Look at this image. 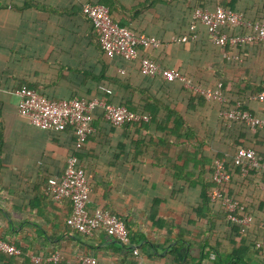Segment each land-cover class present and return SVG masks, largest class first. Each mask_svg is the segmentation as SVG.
<instances>
[{
  "label": "crops",
  "instance_id": "obj_1",
  "mask_svg": "<svg viewBox=\"0 0 264 264\" xmlns=\"http://www.w3.org/2000/svg\"><path fill=\"white\" fill-rule=\"evenodd\" d=\"M103 1L0 0V237L21 248L18 256L0 253V264H36L34 258L43 259L40 264H84L83 257L136 264L134 249L147 264H264V175H244L239 167L231 173L229 195L253 218L244 232L225 222L222 205L206 200L215 157H233L242 135L264 157V133L232 121L222 127V113L245 100L264 119V106L252 90L243 96L226 91L222 104L192 95L180 82L143 77V51L138 60L108 58L81 12L83 4ZM116 1L123 8L120 24L160 41L149 54L162 68H179L203 88L215 80L254 77L249 67L239 69L224 58L203 24L191 29L192 11L199 5L213 11L221 3L255 21L264 0ZM24 86L55 100H90L107 90L111 95L103 97L113 105L143 106L152 119L113 126L98 108L97 135L76 150L71 130H44L19 113L16 92ZM71 156L90 170L89 208L102 205L127 223L128 248L103 230L81 236L66 222L71 201L43 195L44 184L63 175ZM54 253L61 262L48 261Z\"/></svg>",
  "mask_w": 264,
  "mask_h": 264
},
{
  "label": "built area",
  "instance_id": "obj_2",
  "mask_svg": "<svg viewBox=\"0 0 264 264\" xmlns=\"http://www.w3.org/2000/svg\"><path fill=\"white\" fill-rule=\"evenodd\" d=\"M83 14L92 22L102 49L109 58L121 57L127 61L138 60L140 49L145 47L157 48L160 41L155 37L145 34H136L132 30L119 25L113 20L108 7L103 5L87 3L83 7ZM191 29L194 30L197 23L203 24L211 41L217 46L226 44H264V16L262 20L250 21L243 14L217 6L213 11L197 9L193 14ZM232 28H244L248 32L244 34L229 35L226 30ZM186 42L187 38L180 39ZM140 65L143 74L150 77L161 76L168 82H180L186 89L204 96L208 100L225 103L226 99L221 90L222 84L216 89H206L194 82L175 69L162 68L155 60L149 57L140 58ZM110 92V91H108ZM20 98L18 111L22 116L28 117L31 123L39 128L49 131L61 132L73 127L76 133V150H81L88 136L94 131L93 117L96 109L104 110L105 118L114 126H122L127 123H138L149 121L148 115L136 113L125 106H115L106 101L94 99L91 101L73 98L69 100L52 101L39 92L26 86L16 92ZM264 100V92L257 97ZM222 115L231 121H241L248 126L264 127V119L251 115L248 111H242L240 104ZM77 156H71L67 161L66 169L60 179L51 178L47 185V195L55 201L70 200L72 213L67 219V225L76 232L91 237L98 230L115 238L122 246L130 243V235L125 222L117 215L108 210L96 207L89 208L90 203V175L84 169L78 167ZM236 167L242 169L244 175L251 171L260 172L264 175V158L259 157L254 150L240 149L233 157ZM214 183L211 199L214 202H221L228 219L236 222L244 232L253 218L250 215L237 216L242 213L243 208L238 201L225 196L223 186L231 179V173L227 169V160L218 158L214 162ZM0 253L8 256L21 254L19 248L0 238ZM136 257V264H147L138 249L133 250ZM62 256L54 253L48 257L49 262H61ZM43 261L41 258H34L36 264ZM84 264H97V260L83 257Z\"/></svg>",
  "mask_w": 264,
  "mask_h": 264
},
{
  "label": "trees",
  "instance_id": "obj_3",
  "mask_svg": "<svg viewBox=\"0 0 264 264\" xmlns=\"http://www.w3.org/2000/svg\"><path fill=\"white\" fill-rule=\"evenodd\" d=\"M85 4H87V3H85ZM85 4H83L82 6H81V12H82V14H83V7H84V5ZM91 4H97V5H103V6H106V7H108L109 8V10H110V14H111V17L113 18V20L115 21V22H117V23H119V25H121V26H123V27H126V28H128V29H130V30H132L133 32H135L136 34H144V33H141L140 31H137L136 29H134L133 27H131V26H125V25H122V24H120V20H119V17H118V12L119 11H123V8H122V6L116 1V0H111V1H108L107 0V2L106 1H103V2H100V3H95V2H91ZM29 6H30V4H29ZM28 6V7H29ZM217 6H223L224 8H226V9H229V10H231L229 7H227V6H225V5H223V4H221V3H218L216 6H215V8L217 7ZM197 9H203V7H201V5H199L198 7H194L193 8V11H192V19H193V14H194V12L197 10ZM204 10V9H203ZM232 11H234V10H232ZM234 12H237V11H234ZM237 13H240V12H237ZM240 14H242V13H240ZM84 15V14H83ZM85 16V15H84ZM263 16H264V11H263V13H262V15H261V17L259 18V19H257V20H255V21H258V20H262L263 19ZM87 17V16H86ZM88 18V17H87ZM89 19V18H88ZM90 20V19H89ZM91 22V21H90ZM91 24H92V22H91ZM92 27H93V30H94V33L96 34V37H97V40H98V45H99V48H100V50H101V52L105 55V56H107L106 55V53L104 52V50L102 49V47H101V44H100V42H99V39H98V36H97V33H96V30H95V28H94V26H93V24H92ZM206 28V27H205ZM206 30H207V28H206ZM226 32L229 34V35H231V34H244V33H246V32H248L246 29H244V28H232V29H229V30H226ZM207 33H208V30H207ZM145 35H147V34H145ZM208 37H209V34H208ZM210 41H211V39H210ZM218 48H220V49H222L223 50V55H224V58L226 59V60H228V62L229 63H231L234 67H237V68H239V69H245V68H248V73L249 72H252V73H254V77H250V76H243V78H241V80L240 81H236L235 79H234V77L233 78H231V79H228V80H225V81H219V80H215V81H213V83H211V84H207L206 83V85H205V88L207 89V88H213L214 87V89L216 88V87H218V85L219 84H222V87H221V90H222V92H223V95H224V93L226 92V91H230V92H237L238 93V95H241V96H243V95H245V91L246 90H252V92L254 93V97H255V99L259 102V103H261L263 106H264V100L263 101H260L259 99H257L256 97L260 94V93H262V92H264V44L262 43V42H255L254 44H236V45H230V44H226V45H224V46H217ZM157 48H159V47H157ZM157 48H153V47H145V48H141L140 49V53L143 51V53L145 54V56H148L149 58H153L150 54H149V51L151 50V49H157ZM108 57V56H107ZM142 57H144V56H142ZM109 58V57H108ZM155 59V58H154ZM125 61H127V60H125ZM140 62V61H139ZM172 69H175V70H177V71H179V72H181L182 74H184L185 76H187V77H189L188 75H187V73L185 72V71H183V70H181V69H179V68H172ZM139 71H140V74L143 76V77H146V78H153V77H150V76H147V75H145V74H143V72H142V70H141V65L139 64ZM125 74V72L124 71H121L120 73H118L117 74V77H119V78H121L123 75ZM125 78L127 77L126 75L124 76ZM166 81V80H165ZM193 82H194V84H196V85H198L199 84V82L198 81H196V80H192ZM168 82V81H167ZM169 83H172V82H169ZM100 90V92H99V95L98 96H96V97H94V99L96 98V99H98V100H101V101H106L107 103H111L110 102V99L109 98H107V97H103V95L104 94H107V95H111V94H108L107 93V90H105V91H103L102 89H99ZM35 91H37V90H35ZM189 91V90H188ZM38 92V91H37ZM192 95H194V96H201V95H198V94H196V93H194L193 91H189ZM40 94H42L44 97H46V98H48V99H50V100H52V101H59V99H57V100H55L54 98H51L50 96H47L46 94H43V93H41V92H39ZM202 97H204V96H202ZM205 98V97H204ZM94 99H90V100H88V101H91V100H94ZM206 99V98H205ZM206 100H208V99H206ZM208 101H213V100H208ZM245 101V100H244ZM244 101H241V103H240V108H241V110L242 111H248L251 115H255L254 113H253V111H251L249 108H247V107H245V103H247L246 101L244 102ZM213 102H215V103H217L216 101H213ZM112 104V103H111ZM115 106H122V105H115ZM131 110V109H130ZM132 111H134V112H136V113H139V114H145V115H148V117H149V121H151V119H152V117H151V115L149 114V112L146 110V108L145 107H143V106H138L137 108H136V110H132ZM255 117H256V115H255ZM221 119H220V125L223 127L224 125H226V124H228V122H231V120H229V119H227V118H225L223 115H222V117H220ZM94 119H95V112H94V117H93V127H94ZM149 121H141V122H138V123H127V124H134L135 126H142V125H144L145 123H147V122H149ZM232 122H237V123H239V124H245V123H243V122H241V121H232ZM112 125V124H111ZM133 125V126H134ZM114 126V125H113ZM67 130H71L73 133H74V135H75V138H76V140H77V137H76V133H75V130H74V128L73 127H69ZM252 130V133L253 134H261V133H264V127H255V128H253V129H251ZM61 132H63V131H61ZM97 135V132L95 131V129H94V131L92 132V134H90L89 136H88V138H87V140H86V142H85V144L83 145V147L81 148V150L80 151H82V149L87 145V143H88V141H89V139H91L93 136H96ZM244 135H242L241 137H240V139H239V141H238V143H237V145H236V150H235V152H234V155H233V157L235 156V154L237 153V151L238 150H240V149H251V148H249V147H247L246 145H245V143H244ZM76 140H75V147H76ZM251 150H254L255 152H256V154L259 156V157H262V158H264L263 156H262V154H260L259 152H257L255 149H251ZM233 157H229L228 159H227V157H226V160H227V169L230 171V173H232V171H233V169H235V168H238V167H236L235 165H234V163H233ZM218 158H222V157H220V155H217L216 157H215V159H214V162H215V160L216 159H218ZM78 167L79 168H81V169H84L85 171H86V173L88 174V175H90L89 174V169L88 168H86L85 167V165L82 163V161H81V159L80 158H78ZM251 172H255V171H251ZM250 172V173H251ZM235 171H234V175H235ZM252 174V173H251ZM251 174H250V176H251ZM262 174V173H261ZM263 176V175H262ZM213 177H214V165H213V174H212V187L210 188V190L208 189V191H207V196H206V200L207 201H211L212 203H219L220 205H222L221 204V202H214V201H212V199H211V195H212V190H213V188L215 187V183H214V179H213ZM52 178H56V179H60L61 178V176H59V177H52ZM264 178V177H263ZM48 181H49V179L47 180V182L44 184L45 186H43V195H46V197H48L49 199H52L53 200V198L52 197H50V196H48L47 195V185H48ZM231 182L229 181L225 186H223V193H224V195L225 196H228V197H230V198H232V199H234L232 196H230L229 194H230V191L227 189L228 188V185L230 184ZM90 186L91 187H93V179H92V176L90 177ZM263 187H264V180H263ZM92 191H91V193H90V199H92ZM97 207H99V208H102V209H105V210H107L106 208H104L102 205L100 206V205H98ZM5 210V208L3 207V206H0V212H3ZM222 212H223V210H224V208H223V206H222ZM109 211V210H108ZM110 213H112V214H114V215H117L119 218H121L122 220H123V218L121 217V216H119L118 214H115V213H113V212H111V211H109ZM71 215V214H70ZM244 215H247L246 214V212L244 213V211L242 212V213H240V214H237V216L238 217H241V216H244ZM69 218V217H68ZM124 221V220H123ZM67 222V221H66ZM125 222V221H124ZM225 222H227V224L228 223H231V221L228 219V217H227V221H226V219H225ZM125 224H126V226H127V228H128V225H127V223L125 222ZM242 230V229H241ZM128 231H129V235H130V230H129V228H128ZM105 232V231H104ZM243 232V231H242ZM78 233V232H77ZM78 234H80V233H78ZM81 236H83V237H88V236H84V235H82V234H80ZM1 238V237H0ZM2 240H4V241H7V242H9V243H12L9 239H7V238H1ZM129 246H131V238H130V243H129V245L128 246H126L125 248H128ZM17 247L19 248V249H21L20 248V246H18L17 245Z\"/></svg>",
  "mask_w": 264,
  "mask_h": 264
}]
</instances>
